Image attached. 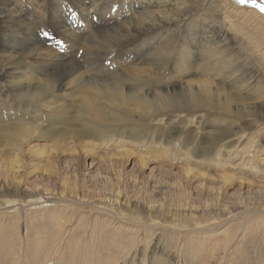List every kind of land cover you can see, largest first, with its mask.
<instances>
[{"label": "bare ground", "instance_id": "6f19581e", "mask_svg": "<svg viewBox=\"0 0 264 264\" xmlns=\"http://www.w3.org/2000/svg\"><path fill=\"white\" fill-rule=\"evenodd\" d=\"M238 5L231 0L224 10L221 0H192L189 8L185 2L177 0H0V98L7 95L17 98L13 101L15 105L26 109L17 119L11 115L9 119H0V174L42 170L60 179L55 164L62 165L60 155L65 152L64 147L70 146L71 155L78 160L95 156L96 161L91 164L94 170L88 175L95 184L93 187H97L102 175L114 168L111 156L105 153L111 148L110 142L126 147L140 140L146 143L154 137V142H163L166 148L174 141L175 132L183 133L187 127L202 129L213 143L210 149L204 138L201 143H195L196 149L188 152L187 157L194 156L200 162L215 161L220 155L211 156L212 151L220 144L228 158L238 157L243 151L241 142L248 139V148L263 154L251 165L262 170L264 137L262 141L260 136L264 134V125L254 138L255 134H246L241 129L223 131L219 126L206 123L218 116L235 119L238 123L242 120L236 116L243 117L242 114L254 111L255 107L264 106V85L254 74L261 70L264 75V61L260 60V55L252 60L250 57L254 53L249 50L248 58L224 60L222 56L218 61L214 59L220 55L219 45L230 42V35L243 41L257 34L248 23L239 22L240 19L231 21L225 15L228 11L242 17L255 13L241 10L242 6ZM47 6L53 15L45 16ZM71 7L79 11L78 20L85 22L84 27L77 29L74 22L66 18L71 15ZM204 10L221 14L219 20L223 18V26L214 31L212 26L219 22L209 20V27L201 31L202 37L191 34L178 48L174 39L177 32L172 34L171 27L181 23L178 28L182 29L192 11ZM54 37L61 40H54ZM86 38L88 43L84 44ZM80 52H83L80 57L89 61L94 70L104 69L102 64H110L108 61L116 66L105 69L99 76H88L77 58ZM201 61L203 64L199 63ZM239 65L250 70L249 74L242 72ZM253 67L260 70L250 69ZM9 79H12V86L5 89L3 83ZM251 99L262 102L248 104ZM36 108L40 109L32 111ZM43 113L51 114L47 124L42 117L36 119L34 116ZM40 139L46 143L56 142L31 146V142ZM116 151L118 157L127 160L126 164L131 163L128 149ZM153 153L156 156L157 153ZM12 155L19 159L2 165ZM168 155L165 150L158 152L160 158ZM35 156L42 158L43 168L35 163ZM185 171L193 170L185 168ZM198 175L205 178L202 173ZM62 179L67 186L69 178ZM47 194L53 196L50 190ZM26 197L32 199V193H27ZM126 203V200L121 202L122 205ZM99 205L107 211V206L113 208L102 202ZM65 207L55 205L47 209ZM115 211L124 215L120 208ZM62 230L67 229L63 227ZM94 232L102 234L100 223L95 224ZM244 237L235 243V249H243ZM38 245L41 251L49 249L47 244ZM101 247L93 244L87 252L90 254ZM5 256L7 261L12 258ZM91 259L100 260L96 256ZM107 259L112 258L108 255ZM35 264L42 262L36 257Z\"/></svg>", "mask_w": 264, "mask_h": 264}, {"label": "rangeland", "instance_id": "374dc122", "mask_svg": "<svg viewBox=\"0 0 264 264\" xmlns=\"http://www.w3.org/2000/svg\"><path fill=\"white\" fill-rule=\"evenodd\" d=\"M177 1L185 2L186 8L192 2ZM222 2V9L225 10L231 0ZM256 3H264V0H256ZM250 4L252 0H247L244 4L239 3L242 6L239 8L255 12L251 16L242 17L230 11L225 15L231 21L240 19L239 22L248 23L257 30V34L243 41H239L234 34L230 35L228 44L219 45L221 51L214 58L216 61L222 56H225L224 60L248 58L249 50L254 53L250 57L252 60L254 56L260 55V60L264 61V13ZM49 9L47 6L45 16L53 15ZM69 9L71 15H66L69 22H74L77 29L84 27L85 22L78 20L79 11L72 7ZM192 12L182 29L178 28L181 23L171 27L172 34L177 32L174 39L178 48L183 46L184 39L191 34L202 37L201 31L209 27V20L219 22L212 26L214 31L223 26V18L219 20L221 14L218 16L213 10L196 14ZM54 40L61 38L54 37ZM87 40H83L84 44L88 43ZM82 54L80 52L77 58L88 76H99L105 69L110 70L116 66L108 61L110 64H102L105 65L104 69L94 70L89 61L80 57ZM199 63L203 64V61ZM231 63L234 66V62ZM238 67L249 74L250 70L247 71L242 65ZM250 69L260 70L258 67ZM254 74L263 86L264 75L261 70L260 73L254 71ZM11 81L9 79L3 83L5 89L12 86ZM1 98L0 119H9V115L17 119L19 113L26 112L24 107H18L13 102L17 98L13 99L9 95ZM256 102L262 101L251 99L248 104ZM34 116L36 119L42 117L47 124L51 114ZM242 116H236L242 120L238 123L226 116L215 117L206 123L219 126L223 131L241 129L246 134H255L256 138L260 126L264 125V106L255 107L254 111ZM201 130L187 127L183 133L176 131L174 141L166 148L165 143L154 142V137L146 140V143L140 140L126 147L110 142L111 148L105 153L111 156L114 168L109 174L100 177L101 184L97 187H93L95 184L88 175L94 170L91 164L96 161L95 156L89 155L88 159L78 160L75 155H71L73 150L70 146L64 147L65 152L60 155L62 165L55 164V170L61 174L60 179L42 170L26 174H0V264H35L36 257L42 264H264V165H260L262 170L252 167L254 159L263 154L248 148L246 139L241 142L243 151L238 157L228 158L223 144L213 148L211 156L220 155L215 161L200 162L194 156L187 157L188 152L196 149L195 143H201L204 138L206 145L212 149L213 143L209 142ZM260 137L263 141L264 134ZM186 141H189L187 146ZM50 142H31V146ZM116 145L119 149L114 147ZM121 148L129 150V165L124 157L117 156L116 150ZM159 150L168 151L169 155L161 159L158 156ZM153 152L157 153L156 156ZM18 159L12 155L2 165ZM244 161L250 163L244 164ZM35 163L44 167L42 158L40 160L35 156ZM185 168L202 173L205 178L193 171L186 172ZM63 177L69 178L67 186L64 185ZM47 190L53 196L48 195ZM27 193H32V199L26 197ZM38 195L43 196L38 198ZM86 198L93 199L87 201ZM120 199L128 203L122 205L123 200ZM100 202L106 206L113 205V208L107 206V211L103 205H99ZM55 205L66 207L54 208L52 211L47 209ZM119 208L124 215L115 211ZM96 223L101 224L102 234L94 232ZM63 227L67 230L63 231ZM240 236H245L244 247L235 249ZM39 243L47 244L49 249L41 251L37 248ZM93 244L102 247L95 248L89 254L88 247ZM6 254L12 256L11 260H6ZM108 255L112 259H107ZM91 256L100 260L92 261ZM85 259L88 260L83 261Z\"/></svg>", "mask_w": 264, "mask_h": 264}, {"label": "snow or ice", "instance_id": "6c2138e0", "mask_svg": "<svg viewBox=\"0 0 264 264\" xmlns=\"http://www.w3.org/2000/svg\"><path fill=\"white\" fill-rule=\"evenodd\" d=\"M237 3L244 4L247 2V0H236ZM252 7L258 8L261 13H264V3H256V0H252ZM47 35V33H45Z\"/></svg>", "mask_w": 264, "mask_h": 264}, {"label": "water", "instance_id": "95a60500", "mask_svg": "<svg viewBox=\"0 0 264 264\" xmlns=\"http://www.w3.org/2000/svg\"><path fill=\"white\" fill-rule=\"evenodd\" d=\"M252 6V4H250Z\"/></svg>", "mask_w": 264, "mask_h": 264}]
</instances>
